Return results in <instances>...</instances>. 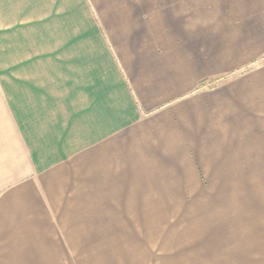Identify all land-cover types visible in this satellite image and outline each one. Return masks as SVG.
<instances>
[{
    "label": "crops",
    "instance_id": "crops-1",
    "mask_svg": "<svg viewBox=\"0 0 264 264\" xmlns=\"http://www.w3.org/2000/svg\"><path fill=\"white\" fill-rule=\"evenodd\" d=\"M156 231L264 264V0H0V264H138Z\"/></svg>",
    "mask_w": 264,
    "mask_h": 264
},
{
    "label": "rangeland",
    "instance_id": "rangeland-1",
    "mask_svg": "<svg viewBox=\"0 0 264 264\" xmlns=\"http://www.w3.org/2000/svg\"><path fill=\"white\" fill-rule=\"evenodd\" d=\"M186 174L188 179L197 176V177H203L204 179L206 178L207 180L210 179L212 176V169H211V163H188L186 166ZM218 171L219 175H224L226 174V169L225 168H218L216 169ZM215 173H213L214 175ZM172 220V223L176 222V219H179L178 217H170ZM193 218V217H181V219ZM177 223V222H176ZM189 225V223H187ZM155 240L153 244V249L150 247L148 251V255H144L143 258L139 257L140 263L138 264H204V263H194V257L190 258L189 254L185 255L184 253H189V250H186V246H194L195 243L193 241H183L184 239L181 238L182 236H186L188 232H176V231H169V232H162V231H156L155 233ZM144 252L143 248H140V256L141 253ZM130 254V252H129ZM169 256H166V255ZM131 255V254H130ZM165 255V256H164ZM131 257V256H130ZM163 258H165L163 260ZM203 257H200V260ZM130 259H134L133 256ZM145 259H151V263L145 262ZM131 260V261H132ZM187 260V263H184L182 261ZM154 261V262H153ZM189 261H192L193 263H189ZM145 262V263H144ZM132 264H136V262L132 261ZM210 264V263H207Z\"/></svg>",
    "mask_w": 264,
    "mask_h": 264
}]
</instances>
